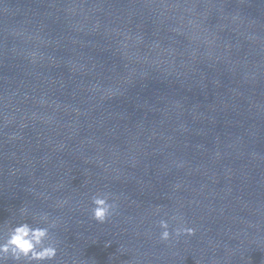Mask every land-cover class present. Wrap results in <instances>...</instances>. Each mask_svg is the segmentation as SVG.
Segmentation results:
<instances>
[{
  "label": "water",
  "instance_id": "obj_1",
  "mask_svg": "<svg viewBox=\"0 0 264 264\" xmlns=\"http://www.w3.org/2000/svg\"><path fill=\"white\" fill-rule=\"evenodd\" d=\"M44 213L47 264H264V0H0V235Z\"/></svg>",
  "mask_w": 264,
  "mask_h": 264
},
{
  "label": "clouds",
  "instance_id": "obj_2",
  "mask_svg": "<svg viewBox=\"0 0 264 264\" xmlns=\"http://www.w3.org/2000/svg\"><path fill=\"white\" fill-rule=\"evenodd\" d=\"M254 37H249L253 39ZM177 188L179 185L176 186ZM110 194L97 193L92 196L91 209L92 218L104 223L113 214L117 208L115 200L111 203ZM62 203H67L63 201ZM159 211V209H157ZM20 216L26 218L30 215L27 207L19 209ZM176 221L177 227L173 229L176 238L181 236H191L195 229L188 227L183 220L182 215L171 217ZM34 223L27 222V219L8 227L5 235H0V264L13 262V264H47L53 261L57 256V243L50 235V230L58 225V221L50 219L49 215L44 213L40 215L32 214ZM159 227L162 231L159 234V240L169 242L172 238V232L169 231L168 220L161 219Z\"/></svg>",
  "mask_w": 264,
  "mask_h": 264
}]
</instances>
